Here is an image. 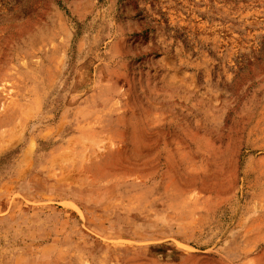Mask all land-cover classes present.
<instances>
[{"label":"rangeland","instance_id":"374dc122","mask_svg":"<svg viewBox=\"0 0 264 264\" xmlns=\"http://www.w3.org/2000/svg\"><path fill=\"white\" fill-rule=\"evenodd\" d=\"M0 264H264V0H0Z\"/></svg>","mask_w":264,"mask_h":264}]
</instances>
